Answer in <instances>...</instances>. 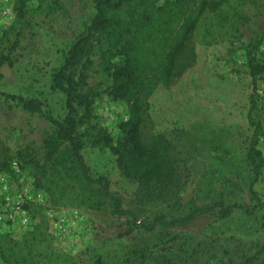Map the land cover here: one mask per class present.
I'll return each instance as SVG.
<instances>
[{
  "label": "rangeland",
  "instance_id": "rangeland-1",
  "mask_svg": "<svg viewBox=\"0 0 264 264\" xmlns=\"http://www.w3.org/2000/svg\"><path fill=\"white\" fill-rule=\"evenodd\" d=\"M211 1L178 61L180 68L196 54V63L172 90L156 92L150 99L142 138L150 146L161 132L191 159L192 176L180 194L182 203L210 188L249 204L240 178L224 170L220 160L232 158L240 149L230 125L250 134L246 113L251 80L245 45L264 36V0ZM27 8L29 24L15 27L0 41V57L14 61L13 66L5 63L0 68V92L36 97L46 110L62 117L64 98L51 90L52 74L94 14L93 0H28ZM14 22L13 2L12 19L0 27V37ZM92 59L88 83L102 91L109 83L105 62L98 52ZM258 85L259 106L264 108V73ZM127 116L125 103L104 93L95 99L93 123L112 137L118 136L119 123ZM52 132L42 117L0 96V168L6 163L0 170V245L16 249L18 259L26 248L33 251L26 261L14 262L13 256L10 264H150L162 255L185 256L197 245L211 251L202 253L201 261L215 256L208 264H239L263 243L264 212L247 217L235 211L224 220L201 216L166 232L129 233L125 218L89 210L76 201L52 205L47 191L36 186V172L28 162H44L43 141ZM258 149L264 159V137ZM82 153L94 175L109 179L110 190L121 197L124 207L136 208L141 217L158 210L171 213L167 201L142 202L137 184L120 174L109 150L86 147ZM254 189L264 202V168ZM23 213L25 223L20 219Z\"/></svg>",
  "mask_w": 264,
  "mask_h": 264
},
{
  "label": "trees",
  "instance_id": "trees-1",
  "mask_svg": "<svg viewBox=\"0 0 264 264\" xmlns=\"http://www.w3.org/2000/svg\"><path fill=\"white\" fill-rule=\"evenodd\" d=\"M27 1L13 0L15 22L0 41L15 27L29 24L25 20L29 14ZM210 2L93 0L94 14L52 74L50 88L64 98L62 117L46 110L44 103L36 97L0 92L5 100L14 102L30 115L42 117L53 129L43 141L44 162L28 161L36 172L33 175L36 186L47 191L52 205L76 201L89 210L125 218L129 233L135 230L166 232L189 225L201 216L224 220L235 211L247 217L264 212V202L254 189L264 168V159L258 149V142L264 137V108L258 102V80L264 73V36L254 37L245 45L246 67L251 80L246 113L250 134L239 125H230L228 128L237 133L240 149L232 158L220 160L224 170L240 178L248 193L249 204L241 198L228 199L222 191L210 188L182 203L180 194L192 176L191 159L161 132L154 135L150 146L142 138L150 99L156 92L172 90L196 63V54L180 68L178 61ZM96 52L104 59L103 70L109 81L102 91L88 83ZM5 63L14 65L9 57H0V68ZM102 93L128 107V116L119 123L116 138L93 123L94 102ZM86 147L109 150L120 174L137 184L143 195L142 202L167 201L171 213L158 210L148 217H141L136 208L124 207L121 197L110 190L109 179L91 172L82 153ZM228 147L229 143L225 148ZM5 168L6 163H3L0 170ZM139 252L143 255L141 250ZM210 252L208 247L199 245L198 248L197 245L185 256L162 255L150 264H208L215 256L201 259L204 258L202 253ZM32 255L33 251L26 248L18 259L16 249L0 245V260L5 264L13 262V256L14 262H18L26 261ZM138 264L147 263L141 261ZM239 264H264V241L254 253L244 255Z\"/></svg>",
  "mask_w": 264,
  "mask_h": 264
},
{
  "label": "built area",
  "instance_id": "built-area-1",
  "mask_svg": "<svg viewBox=\"0 0 264 264\" xmlns=\"http://www.w3.org/2000/svg\"><path fill=\"white\" fill-rule=\"evenodd\" d=\"M13 0H0V27H5L12 19ZM23 223L27 222V217L23 213L20 217Z\"/></svg>",
  "mask_w": 264,
  "mask_h": 264
}]
</instances>
